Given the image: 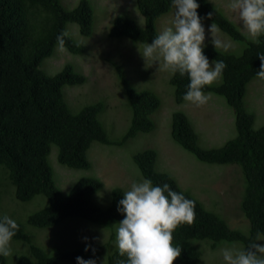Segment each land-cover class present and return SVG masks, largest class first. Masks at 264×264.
Returning <instances> with one entry per match:
<instances>
[{"label": "trees", "instance_id": "trees-1", "mask_svg": "<svg viewBox=\"0 0 264 264\" xmlns=\"http://www.w3.org/2000/svg\"><path fill=\"white\" fill-rule=\"evenodd\" d=\"M196 2L200 5L197 11L203 22H215L232 40L244 44L241 55L215 49L204 51L208 59L222 60L226 65L222 82L205 87L204 91L222 97L233 108L237 137L223 147L204 149L199 145V136L192 122L182 112L173 114L171 136L176 144L200 162L241 168L245 187L240 209L249 222L250 232L247 235L231 229L221 216L207 210L203 203L182 190L172 176L159 171L155 150L139 152L133 159L143 178L151 179L154 185L167 183L172 190L195 201L194 222L180 225L173 233V244L182 247L174 264L200 262L202 254L192 245L193 241H210L212 249L221 242L239 243L245 248L257 232L264 234V126L254 129L255 116L248 112L245 102L248 86L258 79L256 73L260 70L261 61L257 55L264 54V36L259 37V43L246 38L238 26L211 2ZM136 5L145 27H139L127 15L119 16L111 27L110 38L151 43L159 33L157 21L172 9L171 0H136ZM209 13L212 19H207ZM94 24L95 8L90 0H80L78 6L71 10L62 4V0H0V169L6 171L19 202L28 203L40 196L47 199L43 208L28 216L27 224L16 221L19 231L13 240L25 243L28 249L18 258L17 264H77V257L85 259L90 252L85 251L79 239L73 243L75 236L70 231L65 232L70 233L69 236L61 237L49 251L37 243L39 233L28 232L27 226L45 231L70 219H82L114 229L124 219L118 211L119 202L123 199L122 189L112 191V205L108 209H102L93 202L94 196L102 189L97 178H82L68 195L63 194L56 185L50 162L55 147L61 165L69 169L89 170L92 165L88 152L94 142L123 146L138 135L155 129L152 115L160 107L158 95L135 88L121 67L115 66L132 119L127 133L118 142L110 139L100 120L106 110L105 103L87 106L76 114L70 109L64 88L85 84V75L72 64H67L56 75H50L43 69V63L53 57L58 47L57 37L68 32V25H77L80 34L89 38L93 35ZM65 47L77 56L86 52L85 46L70 34L65 38ZM189 83L187 75L172 74L170 84L174 87L178 105L185 102L183 95ZM5 190L0 187V209ZM56 233L52 231V234ZM112 241L113 237L94 252L111 246ZM122 260L126 261L127 257L115 250L107 257V264H120ZM0 264L9 262L0 256Z\"/></svg>", "mask_w": 264, "mask_h": 264}, {"label": "rangeland", "instance_id": "rangeland-1", "mask_svg": "<svg viewBox=\"0 0 264 264\" xmlns=\"http://www.w3.org/2000/svg\"><path fill=\"white\" fill-rule=\"evenodd\" d=\"M95 8V24L93 35L85 38L80 34L77 25H68L69 34L86 52L82 56L60 51L57 47L52 58L43 63V69L50 75L60 73L67 64H72L78 72L87 77L85 84L64 88V95L73 113H79L83 108L103 102L106 110L100 120L108 131L113 142L120 141L127 133L132 119V113L125 95L124 88L118 78L116 67H121L130 82L138 90H150L160 99L159 109L152 115L155 129L151 133L140 134L123 146H107L94 142L88 152L91 163L89 170L69 169L58 162L57 148L53 149L50 162L55 174L57 187L68 195L74 185L82 178H97L102 183V189L94 196L93 202L102 209L112 205V191L116 188L124 192L130 189L133 181L144 179L134 162L133 157L142 151L153 149L158 153L157 169L172 176L185 192L204 204L207 210L221 216L231 229H238L249 235V222L240 209L244 194V179L241 168L237 165H214L200 162L193 154L184 150L174 142L171 136L172 118L176 112L188 116L199 136V145L204 149L223 147L228 141L237 137L234 110L225 100L211 93L209 101L197 107L188 102L178 105L175 101L174 87L170 84L172 73L158 71V64L148 61L140 55V43L126 38L112 39L109 36L116 18L127 15L139 27H145V21L140 14L136 0H90ZM227 18L234 22L246 35L254 40L243 28L238 16L232 13L227 5L230 0H208ZM80 0H62L67 9L78 6ZM172 8L168 14L157 21L160 32L170 26L173 16ZM211 23L203 22L206 32L204 51L215 49L211 43L208 28ZM219 38L225 43L231 42L227 50L215 49L228 54L241 55L244 44L232 40L224 32ZM259 39V38H258ZM255 41V40H254ZM210 64L213 62L208 59ZM222 76L212 85H219ZM248 112L255 116L254 129L264 126V79H256L248 86L246 95ZM5 175V176H3ZM7 179L6 171L0 169V187L5 190L2 199L0 217L9 216L17 222L27 224L29 215L39 211L47 202L43 196L28 203L16 200L15 188ZM10 185V186H8ZM7 191V193H6ZM28 232L36 231L37 243L51 251L57 242L66 238L72 232L84 249L90 251L85 260H95V264H107V257L118 250L115 244L116 227L107 229L82 219H70L59 226L40 231L27 226ZM57 232L56 234H52ZM71 234V235H72ZM62 237V238H61ZM114 239L111 246H105L100 252L97 248ZM264 244V241H259ZM231 243L221 242L212 249L210 241H193L202 257L198 264H225L221 250ZM237 248H244L235 243ZM12 254L7 258L9 264H17L18 258L26 252L27 246L21 241L12 240ZM94 249V250H93ZM28 250V249H27Z\"/></svg>", "mask_w": 264, "mask_h": 264}, {"label": "clouds", "instance_id": "clouds-1", "mask_svg": "<svg viewBox=\"0 0 264 264\" xmlns=\"http://www.w3.org/2000/svg\"><path fill=\"white\" fill-rule=\"evenodd\" d=\"M171 5L174 12L170 26L164 27L151 43H141L138 51L146 63H157L158 71L187 75L190 83L183 100L199 107L211 98L205 87L221 78L226 65L222 60L210 64L204 55L206 32L196 0H171ZM227 7L259 43L258 38L264 36V0H230ZM207 19H212L211 13ZM208 32L215 49L231 47V42L225 43L219 38L221 29L215 22L210 24ZM68 36L65 31L57 37L60 51H66ZM257 57L261 65L256 74L264 79V54ZM118 211L124 219L117 223L115 244L119 254L127 257L120 264H174L182 247L173 244V233L180 225L194 222L195 201L172 190L167 183L154 185L151 179L144 178L133 181L123 193ZM18 231L19 225L14 219L7 215L0 217V256L12 254L11 242ZM259 241H264V234L257 232L245 248L238 249L235 243L224 246L221 254L225 264H264V244ZM76 259L77 264H95L92 259Z\"/></svg>", "mask_w": 264, "mask_h": 264}]
</instances>
